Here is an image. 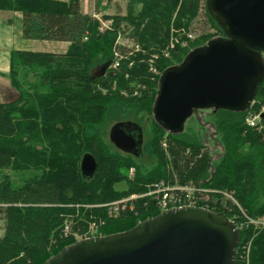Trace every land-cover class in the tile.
<instances>
[{
  "label": "trees",
  "instance_id": "trees-1",
  "mask_svg": "<svg viewBox=\"0 0 264 264\" xmlns=\"http://www.w3.org/2000/svg\"><path fill=\"white\" fill-rule=\"evenodd\" d=\"M80 2L0 0V11L22 15L24 39L69 43L64 54L11 53L8 77L17 98L0 102V169L30 172L31 176L19 187H13L8 179L0 183V219L5 223L0 264H43L73 245L77 241L74 234L84 232L90 223L97 225L96 236L106 237L159 215L160 210L141 201L134 203L132 211L120 213L118 219H111L106 208L97 206L142 193L148 184L160 179L215 191L208 195L214 203L222 202L226 217L237 227L239 247L246 240L252 241L249 264H264V221L249 223L264 218V116L255 126L245 122L248 113L255 114L264 105V79L245 111L208 110V122L204 123L208 138L191 129L167 133L153 117L162 72L180 65L193 49L224 37L207 12V0L204 17L215 32L201 36L203 42L194 38L186 48L177 47L168 58L160 57L154 80L140 59L164 49L171 28L189 32L199 0H132L126 14L108 15L99 8L103 19L113 21V30L105 33H99L98 22L81 11ZM134 4L141 6L137 13ZM118 34L134 39L146 52L137 54L130 69L109 68ZM20 67L41 68L40 81L21 89L17 78ZM95 68L98 74H91ZM113 80L115 90L110 86ZM130 82L146 86L140 96L132 95ZM121 91H128L129 96ZM141 113L152 116L153 129L140 157L116 149L109 139L110 144L105 141L107 125L136 123L129 118L137 119ZM163 139L167 140V152L160 145ZM86 153L97 163L90 179L80 173V161ZM144 154L154 156L157 164L142 173L135 159ZM132 167L136 172L129 180L126 173ZM116 182L123 186L114 187ZM220 192L229 193L235 203ZM65 224L70 225L68 236L62 234Z\"/></svg>",
  "mask_w": 264,
  "mask_h": 264
},
{
  "label": "water",
  "instance_id": "water-1",
  "mask_svg": "<svg viewBox=\"0 0 264 264\" xmlns=\"http://www.w3.org/2000/svg\"><path fill=\"white\" fill-rule=\"evenodd\" d=\"M206 8L224 37L193 49L159 78L153 117L170 134L183 132L199 110L245 111L264 79V0H207ZM108 139L124 153L141 154L142 129L132 121L116 122ZM96 170L94 156L84 154L81 176L90 179ZM209 203L220 211L164 210L126 232L77 240L43 264H234L238 229L222 204Z\"/></svg>",
  "mask_w": 264,
  "mask_h": 264
},
{
  "label": "built area",
  "instance_id": "built-area-1",
  "mask_svg": "<svg viewBox=\"0 0 264 264\" xmlns=\"http://www.w3.org/2000/svg\"><path fill=\"white\" fill-rule=\"evenodd\" d=\"M98 22L97 30L100 33H105L107 31L113 30V21L111 19H103L102 16L95 14L92 16ZM195 37L191 32H186L184 29L175 30L171 28L170 39L167 46L162 49L158 54L154 53L147 57V59H140L142 62L146 63L148 67V73L152 76L151 80H154L158 76L159 72L155 66L156 61L160 58H168L171 53L177 48H186L188 42L193 40ZM146 55L145 50L134 41L132 38H125L122 35L118 34L117 39L112 48V57L109 68L111 70H118L123 66H126L128 69L132 68L136 62L137 54ZM145 85H138L134 88L132 95L138 96L144 89ZM264 115V107H262L259 112L253 114H248L246 118L247 123L251 124L252 122L259 121L261 116ZM162 149L167 152L168 144L167 140L163 139L160 143ZM130 178H134L135 170L130 168L127 174ZM210 194L215 192L213 190L201 189L195 184H179L177 180L169 179H160L154 182H151L146 186V190L142 193L132 194L130 196L121 198L117 201H113L107 204L98 205L97 207H104L107 209L109 216L113 214H120L125 211H132L134 208V203L141 201L143 205L148 203L152 204L155 208L160 211L172 209V208H182V207H203L208 208V206L201 205L200 202H203L201 198L205 197L201 195ZM225 198L235 203V200L229 193L220 192ZM204 203V202H203ZM264 218L259 221L249 220V223L253 225L263 224ZM97 232V225L95 223H90L87 229L79 234H76L75 237L77 240L90 238L95 236ZM63 236H68L70 234V225L65 224L62 230ZM251 240H246L239 247L238 244V253L236 251L235 260L237 257L236 264H249L250 260V249H251ZM235 264V261H234Z\"/></svg>",
  "mask_w": 264,
  "mask_h": 264
},
{
  "label": "rangeland",
  "instance_id": "rangeland-1",
  "mask_svg": "<svg viewBox=\"0 0 264 264\" xmlns=\"http://www.w3.org/2000/svg\"><path fill=\"white\" fill-rule=\"evenodd\" d=\"M130 1H132V0H101V1L100 0H81L80 3H81V11L83 13H86L87 15L92 17L95 14H98L99 16H102L101 15L102 11L99 10V8H102L103 10L105 9V11H107L109 13L108 15L120 14V13L126 14L127 7L129 5ZM203 5H204V0H199V9H198L197 15L193 19L192 23L189 26V30L191 31V33L194 35L195 38L198 39L197 43L203 42L202 39H200V38L204 34L205 35L206 34H213L215 32L214 29L211 28L210 24H208L206 22V20H205ZM95 6H96V8H95ZM135 6H136V13H137V12L140 11L141 6L139 4H137ZM96 10H98V11H96ZM174 16L175 15H173V17ZM3 23L5 25L6 21L4 20ZM215 35L219 36L218 33H215ZM214 39H216V37ZM40 44H41V46L39 48H37L38 50L48 51V50L52 49V47H50V45H44L46 43H40ZM263 58H264V54H263ZM41 72H42L41 68H35L34 70H26V69H23V68L20 67L19 70H18V77L17 78H18V81L20 83L21 89L26 90L32 84H34V85L37 84L40 81V76L38 74H40ZM92 73L94 75H96V74H98V70L95 68V69H93L91 71V74ZM125 79L127 80L128 78L125 77ZM138 85H140V84H136V82H130V86L129 87L130 88H135ZM110 86H112L111 87L112 90H115L114 88H117L116 81L113 80V83H111ZM38 87H39L38 89H42V88H40V86H38ZM132 90H134V89H132ZM103 92H105V91H103ZM123 93L126 94L127 96H129L128 91H123L122 94ZM141 93L139 94V96L141 95ZM10 96L11 95H8L7 98H9ZM262 107H264V105ZM209 113H210V111H206L205 110V111L200 113V116H197L198 120L196 118H194V117L187 119L185 124H184V131L187 132V131H189L191 129L193 132H196L198 130V135H200L204 139L208 138L209 137L208 136L209 135L208 134L209 130H207V133H206V130L204 129V126H206V125H203V124L205 122H208ZM248 114L245 117V122H246V124L248 126H255L256 124L259 123L260 120L256 121V122H252L251 124L247 123L246 118L248 117ZM137 119L134 118V116H132V115L129 118V120H134V121L136 120L135 122L140 125V127L142 129L144 142H146L147 140H149L152 137V129H153L152 119L153 118L148 113H146V114L141 113L137 117ZM195 122H200L201 123L200 125L203 128V130H199V127L197 126V124ZM114 124L115 123L112 122V123H110L109 125L106 126V132H105L104 139H105V141L108 144H110L109 141H108L109 130ZM210 136H212V135H210ZM209 145H210V147L212 149H214L213 145H211V144H209ZM217 150L218 149H216V150L214 149V151L219 152ZM135 163L138 164L139 171L142 172V173H145L147 171H150L154 166H156L157 160H156V158L154 156L148 157V156H146V154H144L142 156V158L135 159ZM134 170H135V168H134ZM126 174H128V172ZM29 176H31L30 172H19V171H16V170L12 169V168H2V169H0V183L5 181L6 179H8L12 183L13 187L21 186L23 184L24 180H26ZM128 179L130 180V178H128ZM99 185H101V184L99 183ZM122 186H123L122 183H117V182L114 185V187H116V188L117 187L121 188ZM205 190H208V189H205ZM200 194L205 196V197L201 198V200H203V202H205V200L208 201V203L200 202L201 205H204V206L206 205V206H208V209L212 210V208L210 206V203H209L211 201L210 200V196L208 194H203V192H200ZM225 199L228 200V198H225ZM225 199H224V201H225ZM221 203L222 202H220V204ZM86 206L87 205H85V207ZM87 207H90V206H87ZM118 216H119V214H113V215H111V217H112L111 219H118ZM4 227H5V223H4V221L2 219H0V238L4 236V233H5ZM75 235L76 234H74V237H75Z\"/></svg>",
  "mask_w": 264,
  "mask_h": 264
},
{
  "label": "crops",
  "instance_id": "crops-1",
  "mask_svg": "<svg viewBox=\"0 0 264 264\" xmlns=\"http://www.w3.org/2000/svg\"><path fill=\"white\" fill-rule=\"evenodd\" d=\"M67 2L68 0H60ZM86 14V13H84ZM87 15V14H86ZM4 20L6 24L4 25ZM50 45L51 50H38L41 46ZM69 47L67 42L27 40L22 36V15L19 12L0 11V102L9 103L17 98V93L10 85L9 71L12 52H37L64 54ZM8 95H11L7 98Z\"/></svg>",
  "mask_w": 264,
  "mask_h": 264
},
{
  "label": "flooded vegetation",
  "instance_id": "flooded-vegetation-1",
  "mask_svg": "<svg viewBox=\"0 0 264 264\" xmlns=\"http://www.w3.org/2000/svg\"><path fill=\"white\" fill-rule=\"evenodd\" d=\"M261 59H262V61H264V58H263V53H261ZM204 110H199L198 111V114H197V116H200V113L201 112H203ZM206 111H208V110H206ZM192 117H195L196 119H197V117L195 116V115H192ZM198 120V119H197ZM133 122V121H132ZM134 123V122H133ZM200 123V122H199ZM201 124V123H200ZM204 125V124H203ZM206 127V126H205ZM130 130V129H129ZM131 131V130H130ZM133 134L135 133V132H132ZM143 143H144V138H143ZM143 143H142V147H141V151H142V148H143ZM139 149H135L134 150V153H136L137 151H138ZM134 156V155H133ZM141 156V154L139 155V156H137V157H140Z\"/></svg>",
  "mask_w": 264,
  "mask_h": 264
}]
</instances>
